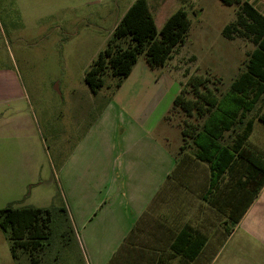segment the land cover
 I'll list each match as a JSON object with an SVG mask.
<instances>
[{
    "label": "crops",
    "instance_id": "1",
    "mask_svg": "<svg viewBox=\"0 0 264 264\" xmlns=\"http://www.w3.org/2000/svg\"><path fill=\"white\" fill-rule=\"evenodd\" d=\"M245 1L264 15V0ZM252 46L229 78L215 73L217 100L244 72ZM146 71L136 74L133 67L68 156L57 167L50 164L55 189L45 191L42 203L26 205L48 208L58 198L56 205L67 211L84 264H206L240 229L245 237L261 225L252 221L251 213L255 207L257 214L264 213V184L254 194L259 169H264V124L255 118L264 113V93L252 111H239L225 132L223 145L240 149L211 187L208 164L195 158L189 140L183 144V126L164 123L177 94L164 98L166 91L158 88L162 76L151 78ZM24 99L14 77H0V105H9V162L0 153V164H9V176L0 173V182L8 180L9 190L31 194L45 181L29 139L36 138L37 122L30 108L14 109ZM250 119L252 131L241 145L237 134ZM185 121L197 123L193 117ZM161 122L165 127L159 132ZM247 153L248 160L241 157ZM6 241L9 264H30L24 253L13 258ZM51 263L56 264L55 257Z\"/></svg>",
    "mask_w": 264,
    "mask_h": 264
},
{
    "label": "rangeland",
    "instance_id": "2",
    "mask_svg": "<svg viewBox=\"0 0 264 264\" xmlns=\"http://www.w3.org/2000/svg\"><path fill=\"white\" fill-rule=\"evenodd\" d=\"M134 1L0 0V77L11 75L24 89L26 99L14 109L30 108L37 122L36 138L30 135L29 139L36 146L37 166L45 181L42 189L31 194L29 190L23 193L9 190L8 180L0 182V209L42 203L45 191L55 189L50 164L57 167L110 105L117 91V78L106 69L102 76L104 86L93 95L85 84L84 74ZM147 3L157 29L179 8L187 12L190 21L185 42L173 48L163 67L150 70L142 56L134 66L136 74L144 69L151 78L162 76L158 88L166 91L164 98L178 94L189 76L212 80L218 70L229 78L235 63L242 62L245 53L253 48L246 39L228 41L221 34L222 28L235 20L236 5L228 6L221 0H147ZM0 116L4 119L0 122V153H5L2 157L9 162V105H0ZM183 121L184 115L177 108L164 123L182 126ZM164 123H160L159 132ZM175 134L179 139L178 133ZM0 173L9 176L8 163L0 164ZM57 202L55 197L52 207L58 208ZM257 209L251 213L252 221L262 226L255 225L252 234L248 232L245 237L240 236V229L206 264H264V213L257 214ZM61 231L64 236L55 237L36 255L39 264H52V257L56 258V264H84L68 225ZM6 238L0 229V264H9L10 260Z\"/></svg>",
    "mask_w": 264,
    "mask_h": 264
},
{
    "label": "trees",
    "instance_id": "3",
    "mask_svg": "<svg viewBox=\"0 0 264 264\" xmlns=\"http://www.w3.org/2000/svg\"><path fill=\"white\" fill-rule=\"evenodd\" d=\"M221 1L225 5L238 7L235 21L222 29V36L229 40L234 37L246 39L255 47L248 54L244 72L219 100L215 94L220 89L215 90L213 77L209 80L206 76H189L164 117L167 120L169 113L177 108L182 112L183 144L189 140L195 158L208 164L211 187L225 173L235 156L234 153L240 149L237 145L233 148L223 145L225 132L234 124L237 113L252 111L264 93V15L245 0ZM189 27L187 12L179 8L157 29L147 0H135L115 25L106 47L85 71V84L95 95L103 88L102 76L109 69L111 76L117 78L115 90L118 89L130 75L139 56L144 58L150 70L163 67L171 58L173 48L185 42ZM192 117L197 121L196 124L185 121ZM255 118L264 124V113H256ZM252 122V119L246 121L237 134L239 144L242 145L249 137ZM244 151L248 152L245 149ZM250 155L251 153H247L241 157L248 160ZM259 172L260 181L255 183V195L264 184V169L260 168ZM65 224L72 233L67 211L63 207L8 205L0 209V229L7 237L12 257L16 258L19 252L26 253L30 264H39L36 255L55 237L64 236L61 228Z\"/></svg>",
    "mask_w": 264,
    "mask_h": 264
}]
</instances>
